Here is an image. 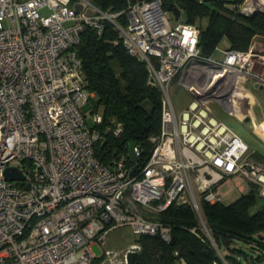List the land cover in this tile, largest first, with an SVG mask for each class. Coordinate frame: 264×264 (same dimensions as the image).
I'll list each match as a JSON object with an SVG mask.
<instances>
[{"label": "built area", "instance_id": "obj_1", "mask_svg": "<svg viewBox=\"0 0 264 264\" xmlns=\"http://www.w3.org/2000/svg\"><path fill=\"white\" fill-rule=\"evenodd\" d=\"M238 7L246 15L264 11V0ZM122 12L125 24L116 21ZM167 12L162 0H129L117 13L89 0H0V264H128L139 245L106 248L110 230L129 225L168 241L171 227L157 214L172 202L190 204L208 229L201 201H221L219 183L235 174L264 196V161L247 157L248 145L212 107L239 115L248 87L264 88V40L254 35L247 50L217 46L219 57L203 56L199 28L171 25ZM105 20L161 94L160 134L134 171L129 155L109 165L96 158L104 133L86 119V111L95 124L101 115L87 109L94 94L83 87L73 48L85 27L99 32ZM174 79L191 95L179 111L169 95ZM112 131L119 137L122 129ZM10 166L24 179H8Z\"/></svg>", "mask_w": 264, "mask_h": 264}, {"label": "trees", "instance_id": "obj_2", "mask_svg": "<svg viewBox=\"0 0 264 264\" xmlns=\"http://www.w3.org/2000/svg\"><path fill=\"white\" fill-rule=\"evenodd\" d=\"M104 12L117 13L125 10L129 0H89ZM167 9L169 2H182L187 13V23L199 28L198 48L201 55L216 52L217 44L225 38L228 47L247 50L254 34L264 33V11L243 14L239 5L244 0H233L226 6L222 0H162ZM204 19L205 23L200 20ZM116 21L126 23L125 13ZM73 50L81 62L83 87L93 92L92 112L101 109V121L93 123L104 133L94 148L96 158L105 165L112 163L117 154L128 155V143L133 141L139 148V166L148 159L161 131V94L150 81L145 64L131 56L124 48L114 24L104 21L103 29L97 31L85 27ZM120 66V79L112 63ZM149 103L147 109L145 103ZM120 125L119 137L113 128ZM252 156L264 161V155L254 151ZM130 163L129 156L127 157ZM262 200L255 211H251ZM201 216L210 236L200 228L199 218L188 203L172 202L157 214V220L171 227L170 239L160 234L136 235L139 249L128 256V264H264V196L259 186L249 181V190L234 201L223 205L220 201H201ZM258 250L255 257L237 243ZM250 258V261H249ZM101 259H93L98 264Z\"/></svg>", "mask_w": 264, "mask_h": 264}, {"label": "rangeland", "instance_id": "obj_3", "mask_svg": "<svg viewBox=\"0 0 264 264\" xmlns=\"http://www.w3.org/2000/svg\"><path fill=\"white\" fill-rule=\"evenodd\" d=\"M204 1L208 2L209 0ZM222 1H224L226 6L230 8L233 0ZM167 16L171 25H174L177 22L171 12H167ZM200 21L201 23H205L204 19ZM1 22L4 26L8 25L7 19H2ZM254 35L256 40H264V33H257ZM112 67L116 76L120 79L121 69L119 64L117 62H113ZM120 84L121 87L124 88L125 84L121 79ZM169 95L171 97L175 110L177 111L185 108L191 99V95L187 90L184 89V87L181 86V84L176 79H174L169 85ZM243 105V113L236 116L228 115L215 106L212 107L215 115L219 119L223 120L226 125L231 130H233L243 140V142L248 145L249 150L247 152V157L255 159L251 154L252 151H256L259 154L264 155V88H255L253 86H249L245 104ZM145 107L149 109V103L146 102ZM94 112L102 114L100 108L95 109ZM244 117H249V120L245 121ZM86 119L89 125H93L92 113H90L89 111H86ZM240 184L244 185V192L239 191L238 185ZM218 186V192H220L221 194L220 202L223 205H227L228 203L234 201L239 195H241L242 193H246L247 190H249V179L240 174H235L222 180V182H220ZM261 201L262 200H259L258 205L252 208L251 211H255L258 208L259 204H261ZM201 230L207 236H210V234L208 233V229H206L204 225L201 227ZM135 240L136 234L134 233L133 229L129 225H122L108 232L105 241V247L116 251H122L129 248L135 242ZM237 245H240L242 248H244L247 251L246 253H248L250 257H255L258 254V250H252L248 248V245L246 243L238 241ZM92 250L97 256H100L102 254L103 247L99 243H97L92 246ZM98 264L108 263H101L100 261ZM244 264H247V262L244 261ZM248 264L254 263L248 262Z\"/></svg>", "mask_w": 264, "mask_h": 264}, {"label": "water", "instance_id": "obj_4", "mask_svg": "<svg viewBox=\"0 0 264 264\" xmlns=\"http://www.w3.org/2000/svg\"><path fill=\"white\" fill-rule=\"evenodd\" d=\"M257 5L258 4H256V6ZM75 8L78 11L81 9V5L76 4ZM167 11L171 12L176 20L180 22H184V23L187 22V13H186L185 5L182 2H177L175 4H173L172 2H169L167 5ZM256 11H259V10H256ZM88 13H91V11L88 10ZM150 80L152 81V78ZM134 147H135V143L133 141L128 143V146H127L128 155L132 163L135 164L133 167V171L136 169L137 162H138V157L135 154ZM5 176L10 180L24 179V174L18 168L14 166H10L5 169Z\"/></svg>", "mask_w": 264, "mask_h": 264}, {"label": "crops", "instance_id": "obj_5", "mask_svg": "<svg viewBox=\"0 0 264 264\" xmlns=\"http://www.w3.org/2000/svg\"><path fill=\"white\" fill-rule=\"evenodd\" d=\"M226 43H227V40H225V38H223V39L220 41V43H218L217 45H218L219 48H226V47H228V44H226ZM219 55H220V52H219L218 50H216V52H214V54H213L214 57H219ZM248 91H249V87H248ZM248 91H247V92H248ZM242 110H243V108H242ZM242 110H241L240 114L243 113ZM244 118H245V121H246V119L249 120V117H244ZM252 152H254V151H252ZM238 186H239V191H240V192H244V191H243V190H245L244 185H243V184H240V185H238ZM218 189H219V186H218Z\"/></svg>", "mask_w": 264, "mask_h": 264}]
</instances>
